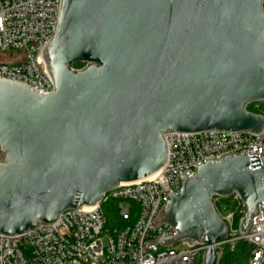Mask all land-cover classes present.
Here are the masks:
<instances>
[{
  "label": "water",
  "instance_id": "obj_1",
  "mask_svg": "<svg viewBox=\"0 0 264 264\" xmlns=\"http://www.w3.org/2000/svg\"><path fill=\"white\" fill-rule=\"evenodd\" d=\"M43 58L49 93L0 74V235L156 174L168 133L264 131L247 109L264 101V0H62ZM176 185L163 218L177 234L157 242L202 241L201 264L228 237L215 197L239 196L240 235L264 213L259 153L207 159Z\"/></svg>",
  "mask_w": 264,
  "mask_h": 264
},
{
  "label": "built area",
  "instance_id": "obj_2",
  "mask_svg": "<svg viewBox=\"0 0 264 264\" xmlns=\"http://www.w3.org/2000/svg\"><path fill=\"white\" fill-rule=\"evenodd\" d=\"M61 2L0 0V52L10 56L0 60V74L43 93L53 91L43 49L57 31ZM165 139L166 164L152 177L121 183L96 205L65 211L53 224L20 235H0V264H201L207 249L202 241L157 242L161 236L177 234L163 218L167 194L178 192L179 174L194 176L196 167L210 158L247 151L259 153L264 166V131L171 132ZM220 198L224 197L213 202L228 226V237L220 246L244 240L252 246L249 264H264L261 204L248 233L240 235L235 210ZM230 198L244 209L237 194ZM111 200L119 202L121 222L109 227L103 204Z\"/></svg>",
  "mask_w": 264,
  "mask_h": 264
},
{
  "label": "trees",
  "instance_id": "obj_3",
  "mask_svg": "<svg viewBox=\"0 0 264 264\" xmlns=\"http://www.w3.org/2000/svg\"><path fill=\"white\" fill-rule=\"evenodd\" d=\"M85 63L83 62H75L73 66L82 67ZM249 111L254 113H262L259 110L253 109L252 107L247 108ZM217 197L213 199L215 201ZM221 201H224L232 206L235 210V224L238 226L240 218L244 214V209L242 206L238 205L236 201L232 202V198H220ZM118 205L119 202L117 200H111L103 204V210L105 212L107 218V225L112 227L114 225L120 224L121 220L118 216ZM252 246L244 241L240 240L236 242L233 246L229 244H224L222 246V251L220 253V258L218 264H249V258L251 255Z\"/></svg>",
  "mask_w": 264,
  "mask_h": 264
},
{
  "label": "rangeland",
  "instance_id": "obj_4",
  "mask_svg": "<svg viewBox=\"0 0 264 264\" xmlns=\"http://www.w3.org/2000/svg\"><path fill=\"white\" fill-rule=\"evenodd\" d=\"M9 59H10L9 53H7V52L6 53L0 52V60L7 61ZM74 68H81V67L74 66ZM248 106L249 107H252L253 109L259 110L262 113H264V101H261V102H252ZM248 106H247V108H248ZM219 258H220V255H219ZM219 258H218V261H219Z\"/></svg>",
  "mask_w": 264,
  "mask_h": 264
},
{
  "label": "bare ground",
  "instance_id": "obj_5",
  "mask_svg": "<svg viewBox=\"0 0 264 264\" xmlns=\"http://www.w3.org/2000/svg\"><path fill=\"white\" fill-rule=\"evenodd\" d=\"M152 176H153V175H152ZM152 176H151V177H152ZM86 207H88V206H86Z\"/></svg>",
  "mask_w": 264,
  "mask_h": 264
}]
</instances>
